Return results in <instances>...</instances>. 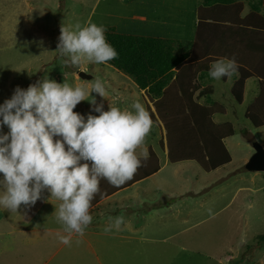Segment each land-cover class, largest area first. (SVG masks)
<instances>
[{
    "label": "rangeland",
    "instance_id": "1",
    "mask_svg": "<svg viewBox=\"0 0 264 264\" xmlns=\"http://www.w3.org/2000/svg\"><path fill=\"white\" fill-rule=\"evenodd\" d=\"M194 4L204 0H0V264H264V172L245 167L253 143L264 147V127L245 116L262 83L251 77L238 103L234 77L222 79L229 67L215 63L207 85L226 109L213 119L235 133L225 139L232 161L206 172L168 160L150 96L92 48L107 28L192 41ZM150 145L160 171L109 208L125 206L127 229L112 220L132 234L99 224L64 242L90 163L144 156Z\"/></svg>",
    "mask_w": 264,
    "mask_h": 264
},
{
    "label": "trees",
    "instance_id": "2",
    "mask_svg": "<svg viewBox=\"0 0 264 264\" xmlns=\"http://www.w3.org/2000/svg\"><path fill=\"white\" fill-rule=\"evenodd\" d=\"M247 1L251 10L243 17L245 2L204 0L197 12L195 37L189 42L107 28L92 45L96 56L148 93L147 114L152 124L162 127L160 147L172 163L195 161L204 171L212 172L232 161L225 139L233 136L235 129L230 122L214 121V115L226 108L212 103L214 88L207 85V79L215 63L226 64L229 69L222 72V79L234 77L231 95L238 103L243 102L251 77L264 88V18L253 14L254 8L261 10L264 0ZM89 40L93 41V35ZM245 116L254 127H264V93L248 107ZM160 169V158L151 147L144 156L92 161L72 204L73 227L77 228L84 214L106 197Z\"/></svg>",
    "mask_w": 264,
    "mask_h": 264
},
{
    "label": "crops",
    "instance_id": "3",
    "mask_svg": "<svg viewBox=\"0 0 264 264\" xmlns=\"http://www.w3.org/2000/svg\"><path fill=\"white\" fill-rule=\"evenodd\" d=\"M240 1L244 2V0H240ZM194 5H196V4H194ZM246 6L244 7V9L242 11V16L243 17H245L246 15H248L249 12H250V7L249 6L246 7ZM199 7H200L199 5L198 6L196 5V8H195L196 14L198 12V8ZM253 14L254 15H261L262 18H264V6H261V10L260 11L257 10L256 8H254ZM255 21H257L256 18H255ZM253 22H254V20L252 19V23ZM141 92L144 93L145 95H148V93L145 90H141ZM150 147L153 148L151 145L149 146V148ZM154 175H152V176H154ZM152 176H149V177H147V178H145V179H143L141 181H138V182L145 181V180H147L148 178H150ZM138 182L134 183L133 185L134 186L135 185H138L139 184ZM58 185H60V184H58ZM130 187H127L125 189H122L120 191H117L116 193H114V194L106 197L94 209H92L90 211H87L84 214V217L82 219V222L80 223V225L77 228H74L73 227V224H72V221H71V230H70L69 233H66L67 236H69V237L66 238V239H64V242L70 241L73 238H76V239L80 240V238H84V235H86V234H88L90 236L91 235L98 234L99 233V230L98 229L103 224H106L108 228H109L110 225L113 226L114 228H116L117 230H119L121 232V234H124V233L132 234V233H128L126 231L121 230L119 228V225H115L114 224V220H112V218L116 217L118 219V221H119L118 223L122 222L120 224L126 228L124 219L121 217L122 211H120V210H125L126 209V208H124L125 206H122V209L117 210V211L116 210H113V211L109 210V208L114 203H117L118 204V202H119V201L114 200V198L116 197V195H118L119 193H123V191L127 190ZM123 197L124 196H122L121 198H123ZM72 204H73V202H72ZM71 208H72V205H71ZM95 211H97V212H95ZM89 221H93L92 225L89 223ZM99 224H101V226ZM95 225L97 227H95Z\"/></svg>",
    "mask_w": 264,
    "mask_h": 264
},
{
    "label": "water",
    "instance_id": "4",
    "mask_svg": "<svg viewBox=\"0 0 264 264\" xmlns=\"http://www.w3.org/2000/svg\"><path fill=\"white\" fill-rule=\"evenodd\" d=\"M78 75L80 76V78L85 79V80L92 79V75L88 74L85 71H79ZM253 147H254L255 153L248 160L245 167L249 171H263L264 172V147L256 141L253 143Z\"/></svg>",
    "mask_w": 264,
    "mask_h": 264
},
{
    "label": "clouds",
    "instance_id": "5",
    "mask_svg": "<svg viewBox=\"0 0 264 264\" xmlns=\"http://www.w3.org/2000/svg\"><path fill=\"white\" fill-rule=\"evenodd\" d=\"M83 219V218H82ZM71 220H72V218H71ZM82 222V221H81ZM80 225V224H79Z\"/></svg>",
    "mask_w": 264,
    "mask_h": 264
}]
</instances>
